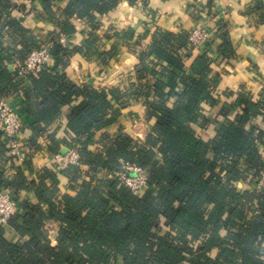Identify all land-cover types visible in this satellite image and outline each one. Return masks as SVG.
I'll return each mask as SVG.
<instances>
[{
	"label": "trees",
	"instance_id": "16d2710c",
	"mask_svg": "<svg viewBox=\"0 0 264 264\" xmlns=\"http://www.w3.org/2000/svg\"><path fill=\"white\" fill-rule=\"evenodd\" d=\"M5 1L0 22L7 15L6 24L19 30L16 18L8 15L12 5ZM59 1L63 0H43L46 11L53 13L52 5ZM64 1L66 15L88 22L83 41L69 49L55 43V65L31 77V86L15 80L14 67L10 70L7 61L12 56L15 63L24 61L33 45L27 43L22 52L0 60V97L18 94L23 98L25 113L34 120L33 145L36 137L59 119L62 109L70 107L65 138L80 145L91 180H82L81 167L69 168L74 170L71 181L73 186L78 184V189L74 195L64 196L63 205L57 204V174L47 167L33 188L38 202H22L20 190L29 186L23 168L30 167L33 159L16 165L0 132V158L17 171L12 177L0 169V191L14 190L22 210L0 226V264H264V188L254 187L264 171V131L246 126L251 119L264 117V90L258 101L250 92H242L225 110L240 107L244 115L205 141L191 124L205 119L204 103L215 101L217 79H207L211 73L210 67H205L208 52L195 61L193 74H187L176 52L163 43L153 44L140 60L146 65L147 56H155V62L137 71L140 78L148 79L143 95L148 118L155 121L151 133L143 142L123 133L104 137L102 148L95 150L94 135L115 124L120 116V108L110 99L118 98V92L79 86L65 69L77 53L98 54L96 30L102 17L123 1L135 4L138 0ZM61 27L59 33L76 32L70 22ZM163 38L183 39L188 47V34L166 33ZM229 42L228 25L220 21L212 43L226 60L232 57ZM110 53L102 52V56L109 59L114 55ZM163 60L178 67L183 75L168 72ZM178 86L179 100L170 106L165 89ZM51 145L48 151L56 152ZM125 164L147 171L149 184L143 194L108 177ZM46 179L53 182V187L47 186ZM239 182L244 188L237 186ZM49 221L57 230L56 246L46 231ZM7 226L20 235L19 241L7 238Z\"/></svg>",
	"mask_w": 264,
	"mask_h": 264
},
{
	"label": "crops",
	"instance_id": "0c3cea01",
	"mask_svg": "<svg viewBox=\"0 0 264 264\" xmlns=\"http://www.w3.org/2000/svg\"><path fill=\"white\" fill-rule=\"evenodd\" d=\"M6 4L5 0H0V8ZM35 6L38 18L33 20L22 18L25 15L22 8L12 14L19 23V30L6 24L7 20L4 19L7 16L1 18L0 60H6V57H10L13 52H22L27 43L35 48L50 35L62 31L61 24L65 22L75 24V31L79 32L78 37L74 39L75 46L83 41L84 28L87 24L65 14L67 1L53 3V13L46 11L43 0H36ZM203 8H207V13L202 10ZM220 21L228 25L230 41L228 49L232 52L230 60L220 55L213 41L199 49H190L183 39L181 41L177 38L170 41V38H163L166 33L174 36L189 34L197 27L216 28ZM101 23L96 30L98 41L95 47L98 54L86 56L83 53H77L69 59L65 69L69 79L79 86L87 85L99 90L105 89L108 92L114 89L118 92L119 101L115 96H110V99L114 106L120 108V116L115 124L94 135L95 150H98L97 146L100 144L103 145L104 137L114 138L123 133L143 142L151 133L155 121L148 118L144 104L146 98L143 95L147 92L145 87L148 79L140 78L137 71L155 62V56L150 58L147 56L146 65H141L140 60L142 53L147 52L153 44L160 46L159 44L163 43L165 47L176 52L180 57L183 72L187 74H193L191 67L195 61L208 52L209 57L206 59L205 67L211 69L207 79L211 81L217 79L214 91L215 101L213 104L204 103L202 109L205 119L191 124L203 140L213 139L221 127L233 122L241 114L244 115L240 107H234L228 112L225 110L227 106L237 101L242 92H250L254 101L261 98L264 90L262 86L264 82V0H138L135 4L123 1L111 14L102 17ZM161 39L164 40L159 42ZM102 52H111L114 55L108 59V56H102ZM13 58L15 59V56L7 61L10 70L14 67ZM162 66L167 67L170 73L183 75L178 67H172L164 60ZM59 69L61 70L62 66ZM27 84L31 86V81ZM180 88L178 86L174 89L169 87L165 89L170 106L179 100L177 92ZM8 102L24 114L28 129L27 136L30 139L33 136L34 120L25 113L26 105L23 98L17 94L9 97ZM69 112L70 107H64L59 119L52 126L47 127L53 132L52 145L48 131L38 135L36 142L47 143V147L51 145L57 151L68 146L70 139L65 138L64 129ZM246 126H255L264 131V117H255ZM160 158L161 156L158 155L159 160ZM32 159L30 167L23 168V174L27 177L29 186L21 189L19 195L22 202L36 204L38 200L34 194V185L40 180L39 176L44 169L52 167L49 165L47 153L32 156ZM0 169L7 172L8 176L16 177L17 175V171L6 164L3 157L0 158ZM81 169L84 175L82 180L90 181L91 177L86 173L88 167L83 164ZM73 171L66 169L55 172L58 183L55 200L57 204L63 205L64 196L74 195L78 189V184L73 186L71 181L73 173H70ZM45 182L48 187H53L50 179H46ZM237 186L244 188L242 182L237 183ZM144 191L137 194L141 195ZM46 231L52 245L56 246L57 230L51 221L46 223ZM6 235L11 242L20 240V235L10 226L6 227ZM216 252L215 250L213 255Z\"/></svg>",
	"mask_w": 264,
	"mask_h": 264
},
{
	"label": "built area",
	"instance_id": "2783aa9c",
	"mask_svg": "<svg viewBox=\"0 0 264 264\" xmlns=\"http://www.w3.org/2000/svg\"><path fill=\"white\" fill-rule=\"evenodd\" d=\"M12 5L8 15H12L24 8L25 15L23 19L31 20L38 18L35 6L36 0H8ZM204 12L207 8L202 9ZM207 13V12H206ZM7 16V15H5ZM79 22L87 24L85 20L77 19ZM107 33V32H105ZM216 28L208 29L207 27H197L189 34L188 48L199 49L205 44L215 39ZM76 31L72 35L56 33L42 41L38 46L31 49L26 59L22 62L16 61L14 66L15 80L22 84H27L31 77L38 75L41 71L52 68L55 61L52 56V48L55 43L60 44L63 48L69 49L75 46L74 39L78 37ZM264 86V82H262ZM15 96V95H12ZM11 96L0 97V132L4 135V141L9 147L8 156L16 165H23L30 157L47 153L49 165L60 172L69 168H80L83 166L80 145L70 141L68 146L56 152H49L47 143L37 141L35 145L27 136L28 129L24 121V114L8 102ZM52 130H48L51 135ZM70 139V138H69ZM71 140V139H70ZM101 149V144L97 146ZM10 174V173H9ZM109 178H116L120 184L131 191L138 193L148 188L149 175L147 171L139 166L125 164L119 171H114ZM255 189L264 188V171L254 184ZM21 210L19 202L15 199L14 190L6 188L0 191V226L6 225L11 217Z\"/></svg>",
	"mask_w": 264,
	"mask_h": 264
}]
</instances>
